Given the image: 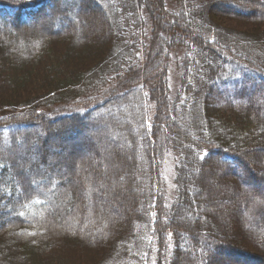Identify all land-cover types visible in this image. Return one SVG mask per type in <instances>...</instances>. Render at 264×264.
Returning <instances> with one entry per match:
<instances>
[{
  "label": "trees",
  "instance_id": "16d2710c",
  "mask_svg": "<svg viewBox=\"0 0 264 264\" xmlns=\"http://www.w3.org/2000/svg\"><path fill=\"white\" fill-rule=\"evenodd\" d=\"M228 257L264 264V0H0V264Z\"/></svg>",
  "mask_w": 264,
  "mask_h": 264
},
{
  "label": "rangeland",
  "instance_id": "374dc122",
  "mask_svg": "<svg viewBox=\"0 0 264 264\" xmlns=\"http://www.w3.org/2000/svg\"><path fill=\"white\" fill-rule=\"evenodd\" d=\"M92 9V8H91ZM90 10V9H89ZM88 11V10H87ZM98 16V15H97ZM92 19V20H91ZM91 19H85V20H83L82 21V25L84 26V28H85V30H86V28H93V30L95 29V27H94V24H99V20H103V16L102 15H99L98 16V18L97 19H94V18H91ZM229 20V19H228ZM225 22H227V24H230V25H233V26H235L236 28L238 27V26H242L243 24L241 23V22H235V21H233V20H229V21H225ZM250 26V25H249ZM84 29H83V31H85ZM80 32V31H79ZM79 32H78V34H79ZM165 59H166V57H165ZM172 58H171V61L170 62H172ZM126 122V121H125ZM183 125H185V124H183ZM92 129H93V127H91V125L89 126L88 124H87V131H85V137H83V140L84 141H86V142H88V143H90V142H93L94 140L93 139H91V132L93 133V131H92ZM99 136H100V139L98 140V143H97V147H98V149H96V152L97 153H100L101 152V148L102 147H105V146H107V145H110L111 143H112V140H111V136H107V135H101V134H99ZM95 142V141H94ZM96 143V142H95ZM111 146V148L112 149H114L115 151L117 150V151H121V153H122V155L124 156V158L125 159H127V160H129L130 161V157L129 156H126L124 153H126V152H124V147H123V145L121 144V142H120V145L119 144H117V146H114L113 144H111L110 145ZM100 151V152H99ZM84 153H86V152H84ZM87 157H89L88 155H87V153L84 155V160H87L88 158ZM93 159V158H92ZM87 161H89V162H91V159H88ZM87 161H85L86 163H87ZM79 168V167H78ZM80 169V168H79ZM78 169V170H79ZM168 170V174L169 175H171L172 174V169H167ZM66 173H67V178H72L73 177V175L72 174H74V173H72V171H71V169H69V171H68V169H67V171H66ZM195 174V168H189V170H188V173H187V177H188V179L190 180V181H192V178H193V175ZM173 182L171 181V186H170V188H171V191L173 190ZM255 186V185H254ZM50 199V205H48L47 206V210H53V209H62L63 208V204L62 203H59L58 201H55V199L54 198H49ZM185 216H187V215H185ZM227 258V257H226ZM226 260V264H228V263H230V264H232V262L234 261H232V259H231V257H228V259H225ZM250 264H252V262L250 263Z\"/></svg>",
  "mask_w": 264,
  "mask_h": 264
},
{
  "label": "snow or ice",
  "instance_id": "6c2138e0",
  "mask_svg": "<svg viewBox=\"0 0 264 264\" xmlns=\"http://www.w3.org/2000/svg\"><path fill=\"white\" fill-rule=\"evenodd\" d=\"M204 157L203 156H201V159H203ZM171 235V234H170Z\"/></svg>",
  "mask_w": 264,
  "mask_h": 264
}]
</instances>
